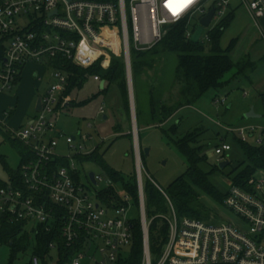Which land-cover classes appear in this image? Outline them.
Here are the masks:
<instances>
[{"label":"built area","instance_id":"built-area-1","mask_svg":"<svg viewBox=\"0 0 264 264\" xmlns=\"http://www.w3.org/2000/svg\"><path fill=\"white\" fill-rule=\"evenodd\" d=\"M231 1L192 0L174 15L168 7L170 0H0V45L4 47L0 63V99L15 89L28 65L42 64L54 58L88 69L104 58L103 65L107 68L111 55L120 57L126 64L130 88L132 48L149 50L166 37L169 27L184 20L194 24L198 16L200 21L211 10H215L213 21L222 19L227 15ZM240 1L264 33L260 26L264 19V0ZM180 2L172 0L174 5ZM208 3L212 4L209 10L206 9ZM192 35L189 31L188 38L191 39ZM201 41H208L207 33L204 32ZM95 49L98 55L94 57ZM81 51L82 61L79 60ZM56 78L58 84L52 85L40 97L41 111L36 112L25 127L7 128L13 138L28 148L31 158L22 165L20 187L9 183L0 188V231L6 224H23L26 231H35L33 234L37 235L39 226L50 232L53 224L62 220V237L66 246H82L69 264L93 259L97 241L104 244L99 250L102 254L99 264H115L120 260L119 251L133 243L134 221L127 217L132 199L126 194L124 199L119 197V205L103 202L99 194L113 186L112 180L95 174L94 184L90 174L78 169L79 158L96 150L90 144L94 138L82 133L79 137L69 136L58 128L72 100L64 96L68 86L67 74L60 70ZM94 81L101 82V78L95 76ZM214 104L224 106L226 99L216 98ZM100 114H105V108H101ZM4 115L11 117L10 111L5 110ZM87 127L94 129L93 124ZM225 131L244 144L264 148V123L226 128ZM61 140L73 155L58 154ZM232 149L227 139L221 138L213 151L219 164L229 161ZM55 161L67 164L63 166ZM136 166L143 235L141 264H154L150 227L155 218L149 219L147 215L144 168L138 153ZM228 183L230 189L223 205L235 214L237 223L212 225L180 218L165 195L169 210L158 218L168 224L169 235L156 264H264V167L257 169L243 186L235 185L233 180ZM100 185H103L100 191L92 189ZM110 209L113 217L107 212ZM50 249L55 263L57 244L52 243ZM28 264H42V261L39 256L31 254Z\"/></svg>","mask_w":264,"mask_h":264},{"label":"rangeland","instance_id":"rangeland-1","mask_svg":"<svg viewBox=\"0 0 264 264\" xmlns=\"http://www.w3.org/2000/svg\"><path fill=\"white\" fill-rule=\"evenodd\" d=\"M239 4H241L240 0H232L234 9L238 8ZM211 7L212 4L208 3L206 9L209 10ZM198 18L199 16L195 19L194 25H197L199 22ZM221 20L223 18L214 20L211 26L206 28L205 33L215 28ZM262 22L263 20L260 21V26L264 32ZM257 29L245 8H239L236 10L234 22L224 34L221 42L222 47L227 48L233 39H239L231 55L235 62L247 57L255 64L258 61V69L256 68L250 74L249 79L245 76L235 77L236 69H234L225 77V80L229 83L224 90L209 92L198 103L182 109L178 115L160 126V128L142 130L141 140L137 126L138 137L136 136V140L138 141L136 142L138 143H135L134 138L132 111L131 121L129 122L120 105L117 92L115 91L106 97L101 92L102 81L96 82L93 77H89L81 89H76L72 93L75 105L65 110L58 124V128L66 135L79 137L80 133H82L83 135H92L94 138L90 144L98 150L101 162L79 163L78 169L86 173V175L95 173L109 177L107 171L104 170L106 166L123 176L126 181H130L137 175V147L140 148V155L142 148L144 152L148 149L149 155L145 153L144 162L140 157L142 167L144 168V183L147 184L148 180L151 179L158 187L167 190L187 170L186 160L171 140L177 141V138L192 133L198 128H203L205 134L202 144L208 146V161L201 165V169L208 174L211 185L221 194L226 195L230 189L228 180H232L239 173L245 171L249 167L250 162L234 138L227 135L225 129H237L250 124L264 123V118L246 119L245 117L251 110H254L255 114L264 115V100L261 98V95L264 94V61H259L264 57V41L260 38ZM263 35L264 33H261L264 39ZM111 57L113 59L116 56L111 55ZM111 61L109 62L110 65ZM105 62L104 58L98 65L106 68L103 65ZM172 62L173 59L167 65L170 69L174 67ZM59 71L55 64L48 63L47 61L42 64L28 65L23 74L22 81L15 86V89L11 93L0 99V122L5 123H0V180L2 182L9 180V171H16L22 160V150L15 142V138H7L9 136L7 128L10 127L17 130L27 125L29 120L36 115V104L39 97L46 94V89L51 88L54 84H58L56 74ZM35 73L40 75L39 78L34 77ZM149 74L154 76V72H149ZM259 75H262V77L260 78ZM138 83L137 81L138 103L145 118L148 103L145 96L141 97L142 88H139L140 83ZM216 98L221 100L226 99V104L224 106H216L214 104V99ZM101 108H105L104 115L100 114ZM5 110L10 111V118L4 115ZM105 116L107 117L106 120L104 119ZM88 124H93L94 129L89 130ZM175 125L178 127V136L174 137L170 134V131ZM130 133L133 135V141L128 136ZM221 138L227 139L228 143L233 147L228 157L231 164L222 171L217 170L219 163L213 153ZM57 152L65 156L73 155V152H71L64 140L60 141ZM83 182L88 184L86 178H83ZM102 187L103 185H100L98 188L94 186L92 189L100 191ZM114 187L119 197L124 199L126 194L122 184H114ZM199 198L202 205L209 210V224L219 225L222 223L238 222L235 214L230 209L224 207L223 203L212 198V196L199 191ZM107 212L109 213V217L114 216V214H111V209ZM127 217L131 221H140L139 208L132 201ZM103 246L104 244L101 241H97L93 248V259H85L81 264H99L102 260V254L99 250ZM132 251L133 243L129 247L121 249L119 251L120 261L127 262L130 260ZM9 256V248L0 247L1 264H9ZM29 258L30 253L20 255L15 264H26ZM158 260L154 257L153 263L156 264Z\"/></svg>","mask_w":264,"mask_h":264},{"label":"trees","instance_id":"trees-1","mask_svg":"<svg viewBox=\"0 0 264 264\" xmlns=\"http://www.w3.org/2000/svg\"><path fill=\"white\" fill-rule=\"evenodd\" d=\"M234 18L233 12L227 14L215 28L207 33L208 41H201L199 44H193L188 38L189 31L194 33L198 24H189L188 20H184L169 27L166 37L153 48L145 51L131 49L136 120L140 140L142 130L160 128L178 115L182 109L198 103L209 92L224 90L229 83L225 77L234 69H236L235 77L245 76L248 79L250 74L256 70V64L248 57L238 62L232 59L231 55L237 46V39L232 40L226 49L221 45L222 38L232 25ZM3 51L4 47L0 45V63L3 60ZM93 54L94 57L98 55V50L95 49ZM81 56H83L82 51L79 56L80 61H82ZM172 59L174 67L170 69L167 65ZM47 62L55 64L59 70L67 74L68 86L64 96H72L74 90L81 89L89 77L99 76L101 81L105 82V88L101 92L108 97L116 91L120 105L128 121H131L127 70L122 58L114 57L108 68H102L97 64L88 69H81L69 61L58 58L49 59ZM149 72H154V76H151ZM137 81L140 83L139 88H142L141 97L145 96L148 103L145 118L138 103ZM168 96L169 98H167ZM261 98L264 100V94L261 95ZM72 105H75L74 100ZM262 117L264 118V115ZM177 125L173 126L170 131L174 137L178 136ZM204 134L205 130L198 128L192 133L177 138V141L170 139L186 160L187 170L167 190L158 187L151 179L148 180L147 184L144 183L147 215L149 219L155 218L150 227V246L151 252L157 260L163 253L169 235L168 224L158 218V216L168 213L169 206L166 196L172 202L180 218H190L206 223H209V210L202 205L199 191L207 193L223 204L227 197V194H221L211 185L208 174L201 169V165L208 161V146L202 144ZM128 136L133 141V135L130 133ZM10 137L12 138V135L9 132L7 138ZM234 140L250 162L245 171L232 179L235 185L243 186L257 169L264 167V148H255L235 138ZM15 142L22 150V160L16 171H9L7 182L0 180V188L9 183L20 187L22 165L31 158L28 148L16 139ZM141 158L144 162L145 152L143 148ZM79 160L81 163L101 162L97 149L89 156L80 157ZM54 163L63 166L65 164L61 161ZM104 170L107 171L113 186L102 190L99 194L100 199L109 205L110 202L119 205L121 202L114 184L121 183L125 194L129 195L132 202L139 207L137 175L130 181H126L123 176L110 168L105 166ZM217 170H220L219 166ZM77 178H79V174ZM21 188L24 189L23 186ZM63 224L62 220H58L53 224L50 232H47L45 227L39 226L37 235L33 234L35 231H26L23 224L4 225L0 231V247L9 248V264H15L20 255L28 253L30 256L31 254L39 256L42 264H52L54 262L50 249L52 243L57 244L58 247V259L53 264H69L71 258L82 246L72 248L66 246L62 237ZM133 234L131 259L127 262L119 260L118 264L142 263L143 235L140 221H134Z\"/></svg>","mask_w":264,"mask_h":264},{"label":"water","instance_id":"water-1","mask_svg":"<svg viewBox=\"0 0 264 264\" xmlns=\"http://www.w3.org/2000/svg\"><path fill=\"white\" fill-rule=\"evenodd\" d=\"M56 13V12H55ZM215 16V10H211L206 16H204L200 21L197 29L193 33L191 37V42L193 44H199L201 42V38L206 30V28H209L213 22ZM129 83H130V88H129V95H130V106H131V111H132V122H133V128H134V138H135V143H136V136L138 137L137 133V120H136V108H135V99H134V89H133V79H132V73L130 71L129 73ZM105 82H102L101 88H104ZM42 107V100L41 98L38 99L37 105H36V112H40ZM246 119H261L262 116L255 114L254 110H251L250 113H248L246 116ZM104 119L106 120L107 117L105 116ZM146 155H149V150H145ZM139 154H140V148H139ZM141 157V155H139ZM230 162L226 161L221 164H219L220 170H224L228 166H230ZM90 180L92 183L95 184V173H90ZM108 264H111V262H108Z\"/></svg>","mask_w":264,"mask_h":264},{"label":"crops","instance_id":"crops-1","mask_svg":"<svg viewBox=\"0 0 264 264\" xmlns=\"http://www.w3.org/2000/svg\"><path fill=\"white\" fill-rule=\"evenodd\" d=\"M238 8H236V9H234V7L232 6V1H231V5H230V8H229V10H228V12L230 13V12H233L234 13V16H236V10H238L239 8H242L243 6L241 5V4H239V6H237ZM244 8V7H243ZM246 10V9H245ZM247 11V10H246ZM248 12V11H247ZM249 14V13H248ZM235 19V18H234ZM234 22V21H233ZM263 25H264V19H263ZM257 27V26H256ZM258 28V27H257ZM262 28V27H261ZM263 30H264V28H263ZM257 31H258V34H259V36H260V38L264 41V39L262 38V36H261V30H259V29H257ZM237 40H239L238 38H236ZM233 40H235V39H233ZM230 44V43H229ZM224 49H226V48H224ZM260 62H262V61H264V57L262 58V59H260L259 60ZM253 62V61H252ZM259 62V63H260ZM258 65V61L256 62V66ZM257 69H258V66L256 67ZM26 69V68H25ZM25 69H24V72H25ZM24 72H23V74H24ZM39 74L38 73H35L34 74V77H36V78H39ZM260 76V75H259ZM264 76V75H263ZM262 77V75L260 76V78ZM22 78H23V75H22V77L20 78V81H19V83L22 81ZM260 81H262V80H260ZM18 83V84H19ZM105 88V87H104ZM48 91V89H46V91H45V93ZM70 98H71V102L69 103V105H68V107H67V109L68 108H70V107H72V106H74V105H72V102H73V99H72V96H69ZM40 98V97H39ZM38 101V100H37ZM37 105V104H36ZM257 114V113H256ZM258 115H260V116H262L261 114H258ZM263 117H261V119H262ZM31 120H29V122H30Z\"/></svg>","mask_w":264,"mask_h":264},{"label":"snow or ice","instance_id":"snow-or-ice-1","mask_svg":"<svg viewBox=\"0 0 264 264\" xmlns=\"http://www.w3.org/2000/svg\"><path fill=\"white\" fill-rule=\"evenodd\" d=\"M192 3V0H181L179 5H174L172 3V0H170L168 7H170L173 11V14H178L180 10H182L184 7H187L188 4Z\"/></svg>","mask_w":264,"mask_h":264},{"label":"bare ground","instance_id":"bare-ground-1","mask_svg":"<svg viewBox=\"0 0 264 264\" xmlns=\"http://www.w3.org/2000/svg\"><path fill=\"white\" fill-rule=\"evenodd\" d=\"M137 141H138V140H137ZM136 143H138V142H136ZM137 149H138V155H140V154H139V147H137ZM139 157H140V156H139Z\"/></svg>","mask_w":264,"mask_h":264}]
</instances>
